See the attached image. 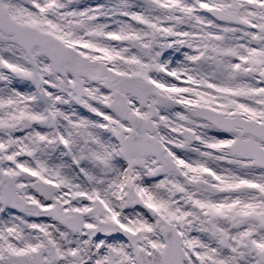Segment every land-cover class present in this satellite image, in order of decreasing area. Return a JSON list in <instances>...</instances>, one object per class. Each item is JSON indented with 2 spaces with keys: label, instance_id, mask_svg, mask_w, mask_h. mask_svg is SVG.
<instances>
[{
  "label": "snow or ice",
  "instance_id": "6c2138e0",
  "mask_svg": "<svg viewBox=\"0 0 264 264\" xmlns=\"http://www.w3.org/2000/svg\"><path fill=\"white\" fill-rule=\"evenodd\" d=\"M0 264H264V0H0Z\"/></svg>",
  "mask_w": 264,
  "mask_h": 264
},
{
  "label": "flooded vegetation",
  "instance_id": "af4514ba",
  "mask_svg": "<svg viewBox=\"0 0 264 264\" xmlns=\"http://www.w3.org/2000/svg\"><path fill=\"white\" fill-rule=\"evenodd\" d=\"M89 2H91V0H89Z\"/></svg>",
  "mask_w": 264,
  "mask_h": 264
}]
</instances>
